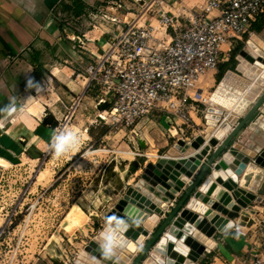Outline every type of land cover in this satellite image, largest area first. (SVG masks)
Instances as JSON below:
<instances>
[{"label": "rangeland", "instance_id": "374dc122", "mask_svg": "<svg viewBox=\"0 0 264 264\" xmlns=\"http://www.w3.org/2000/svg\"><path fill=\"white\" fill-rule=\"evenodd\" d=\"M142 8L132 9V11H139ZM101 21L104 22L103 19ZM243 39L244 47H247V42L251 37L247 35ZM238 45L239 43H234L231 51L223 55L221 62L223 60L229 61ZM228 47L224 46L225 49ZM260 54L264 56L262 49H260ZM236 66L237 63L230 66L236 73L235 82L232 85H225L223 91L230 102L229 105L219 103L212 105L210 103L209 100L217 91L220 82L212 81L214 78L209 72L210 75L208 73L198 85L206 89L204 99L198 103L197 108L199 109L198 115L202 118L201 124L196 125L192 122L193 127L184 126L185 132H179L177 141L185 139L187 143H191L195 138L205 135L206 128L209 126L206 116L208 111L212 110L211 108H214L212 114L214 115L213 124L215 126H219L229 114L237 115L238 122L264 92L263 86L255 96L246 93L251 80L244 77L236 69ZM91 88L98 94L100 93L99 86ZM67 89L60 87L57 90L54 87L44 86L40 93L51 94L52 104H54L56 96L53 92H63L70 95L71 90ZM215 109L218 110V113L215 112ZM54 110L60 112L61 107L55 106ZM262 111L264 112V107ZM97 113L95 106L90 105L83 113L77 111L69 119H67V114L62 116L60 122L63 126L58 134L72 131L77 133L79 137L78 145L65 155L57 157L51 146L40 161H31L26 156L23 158L8 157V160L1 161L0 264H88L80 259V255L94 238L102 244H109V241L115 242L110 246V250L116 254L118 260L120 258L126 260L123 264H131L139 254L142 245L114 229L107 216L127 189L130 186H135L142 178L145 165L154 162L157 164L162 155L168 154L167 148H161L157 143L160 142L158 140L160 136L165 135L169 139L171 129L168 128V125L165 128L164 123L163 125L160 123V119L156 124L150 122L147 125L143 124L140 139H134L136 142L140 140L143 145L134 150L135 154L133 151L132 153L117 154L110 151L112 149L117 150V148L111 147L113 140H104L102 137L105 132L109 131V125L105 123L93 124ZM158 118V116L155 117L157 120ZM261 120L258 119L257 125L260 128L264 126V121ZM174 126L179 128V125ZM88 128H90L89 132L87 131ZM124 135V133H120L116 138L128 140V134ZM240 139L243 144H247L252 149L261 151L264 147V143L261 144V141L256 139L253 134H241ZM149 141L151 142L150 145L147 144ZM177 141L176 138L173 141L170 140L171 146L169 148L173 147ZM147 154L148 156H146ZM155 154L160 157L154 156ZM124 158L131 159L126 160ZM143 160L146 161L145 165L142 163ZM134 161H138V168L133 171L130 168L126 171L125 167L127 166L125 165H132ZM112 162L116 164L118 176H113L115 168L109 169ZM251 167L254 168V170L252 169L254 173L251 175L245 190L260 195L264 183V166L253 161ZM44 171L47 173H43L45 175L43 178L41 175ZM138 187L144 189L142 182ZM177 198L179 200V197ZM172 204H176V201L165 202L160 198L159 206L162 205L161 208L166 213L172 208ZM253 204L261 205L263 209L255 213L243 209L242 215L255 219L256 223L252 226L256 228L252 227L251 230H257L254 232L257 234L255 241L259 239L258 241L261 243L258 248L259 253L264 254V204L257 201H254ZM77 206L84 211L79 214L80 216H77L78 222L81 223H78V226H76L77 222L74 223L69 217L72 210L77 209ZM81 216L82 218H80ZM163 218L160 217V221ZM240 221L241 217L233 219L234 224ZM231 228L233 229V227ZM244 230L247 234L242 236L249 237L252 231L248 233L247 226ZM118 233L120 236L116 237L115 235ZM219 234L217 231L212 239L216 240L217 237H220ZM258 249L255 248V250ZM207 250L213 251V249H206L203 255L198 258L197 264H200L201 260L204 259L214 260L215 252L208 254ZM223 253L228 257L229 251L223 249Z\"/></svg>", "mask_w": 264, "mask_h": 264}, {"label": "crops", "instance_id": "0c3cea01", "mask_svg": "<svg viewBox=\"0 0 264 264\" xmlns=\"http://www.w3.org/2000/svg\"><path fill=\"white\" fill-rule=\"evenodd\" d=\"M144 1L0 0V165H2L1 161L15 156L19 158L26 156L31 161H40L52 146L53 138L58 135L63 126L60 122L62 116L70 114L71 107L79 97L81 100L76 104L74 114L77 111L83 113L90 105L96 106L100 94L88 86L86 68L96 62L95 55L102 52L103 46H106L118 31L115 23H111L101 14H108L109 17L133 16L137 11H132V9L143 7ZM205 1L166 0L164 8L169 13H177L180 7H185L187 12L198 13L199 7ZM77 7L82 8L80 13ZM147 18L152 22V25L159 26L158 18H151L150 15L146 16ZM102 19L104 22L101 21ZM181 20L186 21L183 17ZM170 31L172 32V30ZM255 33L264 39V27L261 31L252 30L249 36L251 37ZM241 41L243 42L244 39L226 44L225 46L229 47L225 49L227 52L224 54L231 51L234 43ZM226 62L228 61L223 60L220 65ZM220 65L209 70L202 80L210 72L214 78L212 81H216L218 73H220ZM231 68L228 67L225 76L233 71ZM224 77L221 81L217 80L220 85L224 82ZM252 85V83L249 84L250 88ZM44 86L54 87L57 90L60 87L66 90L69 88L71 94L53 92L56 100L52 104L51 94L40 93ZM197 88L203 95L205 94V87L197 86ZM197 105L199 106V104ZM13 106L15 111L11 114L4 111V109ZM55 106L61 107L60 112L54 110ZM197 111L199 109L191 111V118L192 122L200 125L202 118ZM263 113V111L260 112L258 119L264 121ZM156 116L159 117L158 120L155 119ZM162 116H149V118L140 121L138 128L142 133L143 124L147 125L148 122L156 124L159 119L162 125L164 123L165 128L168 125V128L171 129L169 139L165 135L160 136L158 137L160 142L157 143L161 148H167L168 151L171 146L170 140L173 141L176 138L177 141L179 138L177 133L179 130L176 126L169 124L171 120L169 121L167 116ZM258 119L246 127L242 134H253L262 144L264 143V126L261 128L257 126ZM52 121L54 123L57 121L60 125L54 128L49 123ZM87 131L89 132L90 128ZM120 133L108 134L107 132L102 137L104 140H113L111 147L117 148V154H126L130 152L131 145L128 140L116 138ZM148 143L151 144L150 141ZM255 150L258 151V149ZM154 156L160 157L158 154ZM125 166H127L125 167L126 171L131 168V164ZM114 171H117L116 168ZM220 215L221 222L227 219L226 216ZM231 227H228L224 232H219L220 237H217V241L213 239L216 246L211 248L213 251H207L208 254L215 252L216 255H214V260H205L206 264H241L253 252L259 251L261 243L258 241L259 239L255 241L257 234H254L257 230H251L255 226L247 227L248 233L252 231L249 237L233 232ZM254 247L258 250H255ZM223 249L229 251L228 257L224 255ZM203 261L201 260L200 264Z\"/></svg>", "mask_w": 264, "mask_h": 264}, {"label": "built area", "instance_id": "2783aa9c", "mask_svg": "<svg viewBox=\"0 0 264 264\" xmlns=\"http://www.w3.org/2000/svg\"><path fill=\"white\" fill-rule=\"evenodd\" d=\"M143 3L133 16L103 14L118 31L86 68L88 86L100 90L95 108L108 103L106 110L97 109L93 124L109 125L108 134H128L133 154L140 146V140H134L141 137L138 124L149 116H167L170 125H179L178 134L185 132L184 126L193 127L191 111L204 99L197 88L202 77L219 66L227 52L224 46L250 35L264 14V0H206L198 13L185 7L169 13L166 0ZM148 15L158 18L159 26L152 25ZM232 227L239 235L247 234L238 223ZM241 264H264V254L253 252Z\"/></svg>", "mask_w": 264, "mask_h": 264}, {"label": "water", "instance_id": "95a60500", "mask_svg": "<svg viewBox=\"0 0 264 264\" xmlns=\"http://www.w3.org/2000/svg\"><path fill=\"white\" fill-rule=\"evenodd\" d=\"M251 41L264 51V39L261 36L256 33L252 34ZM248 56L247 47H244L237 56L238 64L236 69L249 80H256L264 70L259 65L250 62ZM107 107V102H102L98 105V109L101 111L106 110ZM263 107L264 92L238 122L231 124L225 119L219 126L209 125L203 137L208 144L205 148L209 152L206 154L198 152L197 146L193 142H191V146V143L184 141L186 147L183 150L176 149L177 142L173 147L169 148L167 151L168 155L176 158L180 164L191 171L193 173L191 177L182 174L184 179L180 178V174L174 172L170 163H166L162 167L154 163L145 165L142 178L135 186H130L127 189L123 197L118 200L107 216L114 229L131 239H138V228L126 219L133 221L139 225L138 227L145 230L146 234L144 237L137 240L139 245H142V249L131 264H169L170 237L167 236V231L172 225L180 228L191 237L192 235L194 238L196 237V244L202 245L203 255L208 247L205 239L198 236L199 229L204 228L203 234L206 232V237L208 238H213L217 229L213 225L215 222L210 214L196 212L188 208L189 201L193 196L208 206L210 205L215 212L228 215L232 220L229 227L234 225L233 219L239 217H241V221L238 224L244 227H251L256 223L255 219L243 216L242 210L248 209L249 212L255 213L263 209L261 205H254L253 202L257 201L264 204V183L260 190V195H255L241 188L239 183L232 177H227L225 182L219 178L217 181L220 185L226 187L228 192L224 200H218V202H212L211 196L200 193L199 189L210 173L215 169H221V160L226 154H229V160L226 164L237 177H242L253 161H256L259 157L264 158V150L259 152L244 145L239 140L246 127L256 121ZM49 123L54 128L60 125L57 121ZM140 144L143 145L141 141ZM145 162V160L142 161L143 165ZM115 166V162H112L109 169H114ZM137 166L138 161H134L131 165V170H136ZM116 175L118 176V172L113 170V176ZM141 182L144 185V189L138 187ZM177 197H179V200H177ZM160 198L165 202L176 201V204H172V208L166 213L161 208L162 205L161 207L159 206ZM226 199L228 200L226 201ZM233 200L236 201V204H233L228 209L227 205ZM156 214L159 216V221L157 224L151 225L149 220ZM160 217H164L163 220L160 221ZM177 219H180L184 226L180 222L177 224ZM135 228L136 231L134 230ZM182 245L187 246L185 243ZM110 246L109 244H102L94 238L86 246L85 251L80 255V259L88 264H123L118 260L116 254L110 250ZM152 250H157L158 256H152ZM192 263H194V258L192 257L177 262V264Z\"/></svg>", "mask_w": 264, "mask_h": 264}, {"label": "bare ground", "instance_id": "6f19581e", "mask_svg": "<svg viewBox=\"0 0 264 264\" xmlns=\"http://www.w3.org/2000/svg\"><path fill=\"white\" fill-rule=\"evenodd\" d=\"M247 50L249 53L248 60L250 62H253L254 64L259 65L264 70V59H263L264 56L260 54V49L258 48V46L255 45L252 41H249L247 43ZM235 76H236V73L234 71H232L228 74V76L224 77V82L221 85H219V87H218L219 90L214 92L213 96L209 100L212 105L215 103H219L222 105L223 104L229 105L230 102L228 101V99L225 97V95L223 93V91L225 89L224 86L225 85H232L233 82H235L234 81ZM250 83H252L253 85L251 88H250V86H248L247 91L250 88L248 94H251V96H255L259 93L260 89L264 86V71L261 73V75H259V77L256 80H251ZM231 103H233V102H231ZM211 109L212 110H210L208 112L206 118L209 121L208 122L209 125H214L213 124L214 115L212 114L214 112L213 111L214 108H211ZM215 112L218 113V110L215 109ZM237 119H238L237 115L229 114L226 121L230 122L231 124H234L237 121ZM184 141H185L184 139L177 141V143H176V149L177 150L185 149V147H186L185 142L186 141L185 142ZM193 144L195 146H197L198 152H204L205 154L209 152L207 150V148H205L208 144H207V140H205L203 138V136L195 138L193 141ZM190 145L192 146V143ZM228 160H229V154H226L224 156V158L221 160V165H222L221 169L220 170L215 169L212 173H210L199 189L200 193H204L208 196H211V199L213 200L212 202H218V200L219 201L224 200V198L228 192V189L226 187H224L223 185H220V183L217 181L219 178H221L225 182L227 177H232V178H234V180H236L239 183L241 188L246 189L248 186V183L250 181V177L254 173L253 172L254 168L251 167V165H250L249 166L250 169L249 170L247 169V172L245 175H243L242 177H237L234 174V172L227 166L226 163ZM166 163H170L172 168L174 169V172L180 174L179 177L182 179H184L182 174H186L189 177H191L193 174L191 171L187 170L182 164H180V162H178V160L176 158H174L173 156H170V155L162 156V158L159 160L157 165L162 167V166L166 165ZM256 163L261 165V166H264V158L259 157L256 160ZM218 164H220V163H218ZM43 173L46 174V171L42 172V175H41L44 178L45 175H43ZM179 180H181V179H179ZM227 200L228 199H226V201ZM235 202L236 201H234V200L231 203L229 202V204L227 205V208L229 209V207L233 206V204H236ZM188 206H189L188 208H190L191 210H194L196 212H201V213L206 212L207 214H210L211 218L214 219L215 223H213V225L215 226L217 231L224 232L229 227L230 223L232 222L228 215H224L222 213L215 212L214 209L211 208L210 205H209L210 206L209 207L206 203H203L201 200H199L195 196H193L191 198ZM73 208H74V206H73ZM211 209L213 212L211 211ZM83 212L84 211L80 207L77 206V209L75 208L74 210H72V213L70 214V216L69 215H67V216H69L74 223L77 222L76 226H78L81 223L78 222L77 216H80L79 214H82ZM220 214L226 216L227 219H225L221 222V215ZM80 218H82V216ZM126 220H128L133 226L138 228V233H137L138 239L136 238V239H132V240L137 242V240L142 239L144 237V235L146 234L145 230L143 228L138 227L139 225L135 224L133 221H130L129 219H126ZM158 221H159V216L157 214L152 216L149 220L151 225L157 224ZM176 222H177V224H178V222H180L182 224V226H184V224L180 221V219H177ZM71 224H73V223H71ZM136 228L134 229L135 231H136ZM203 229H199L198 236L202 239L204 238L206 241L208 249H211L212 247H214L215 241L212 238L206 237V232H205V234H203ZM113 232L115 234V231H113ZM115 236L118 237L120 235L118 233ZM167 236L170 237V245H169L170 254L168 256L169 257V264H177V262H180V260H184L185 258H188V257L194 258V263H192V264H197L196 261L202 255V247H201L202 245L196 244V242H197L195 240V239H197L196 237L194 238L193 235L191 237L190 235L186 234L185 232H183L180 228L176 227L175 225H172L168 229ZM116 242H117V240H116ZM181 243L182 244L185 243V244H187V246H183ZM181 252H183V253H181ZM151 254H152V256L156 257V256H158L159 253L157 250H152ZM119 261L124 263L126 260H123L120 258Z\"/></svg>", "mask_w": 264, "mask_h": 264}, {"label": "clouds", "instance_id": "9594fccd", "mask_svg": "<svg viewBox=\"0 0 264 264\" xmlns=\"http://www.w3.org/2000/svg\"><path fill=\"white\" fill-rule=\"evenodd\" d=\"M4 111L11 114L15 111V107H9L4 109ZM79 143L78 134L72 131H65L53 138L52 148L55 151L57 157L65 155L68 151L73 150ZM113 241H109V246L113 244Z\"/></svg>", "mask_w": 264, "mask_h": 264}, {"label": "trees", "instance_id": "16d2710c", "mask_svg": "<svg viewBox=\"0 0 264 264\" xmlns=\"http://www.w3.org/2000/svg\"><path fill=\"white\" fill-rule=\"evenodd\" d=\"M78 5V4H77ZM79 6V5H78ZM78 9V12L80 13L82 8H79L77 7ZM262 17V18H261ZM252 26V30H257V31H261V29H263L264 27V14L261 16ZM248 35V34H247ZM246 35V36H247ZM244 47V44L243 42H239V45L235 48V50L233 51V54H232V58L226 62V63H223V64H219L220 65V73L218 74V77H217V80L220 81L221 78L223 77V75L226 73V71L228 70V67L229 66H232L233 64H238V61H237V56L238 54L240 53V51L243 49ZM108 132V131H107ZM105 132V133H107ZM104 133V134H105ZM202 264H206L205 263V259L204 261L202 262Z\"/></svg>", "mask_w": 264, "mask_h": 264}]
</instances>
